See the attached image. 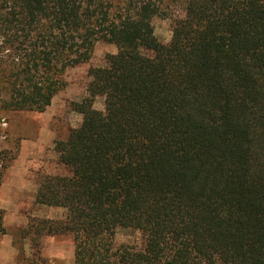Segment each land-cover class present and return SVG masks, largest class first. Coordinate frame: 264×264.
<instances>
[{
    "label": "trees",
    "instance_id": "trees-1",
    "mask_svg": "<svg viewBox=\"0 0 264 264\" xmlns=\"http://www.w3.org/2000/svg\"><path fill=\"white\" fill-rule=\"evenodd\" d=\"M116 2L0 0L2 110L44 111L96 41L117 49L54 142L67 172L38 185L65 216L29 222L15 264H47L54 233L72 235L73 264H264V0H185L167 43L160 0Z\"/></svg>",
    "mask_w": 264,
    "mask_h": 264
},
{
    "label": "rangeland",
    "instance_id": "rangeland-1",
    "mask_svg": "<svg viewBox=\"0 0 264 264\" xmlns=\"http://www.w3.org/2000/svg\"><path fill=\"white\" fill-rule=\"evenodd\" d=\"M117 5L116 1L110 0ZM120 1V0H119ZM185 0H160L161 14L152 20L154 33L163 43L170 40L176 17L183 14ZM116 46L105 41L95 42L90 59L66 69L63 88L53 97L42 112L31 110L0 109V206L4 210L0 232V263L15 264L19 251L31 253L26 230L33 219L60 220L65 209L35 202L39 182L45 174H63L67 169L59 163L54 142L65 139L69 131L78 126L82 115L72 108V103L86 95L90 66H102L106 55L116 52ZM94 107L103 109L102 97H97ZM136 234L119 230L116 243L131 242ZM41 255L47 264H73L74 244L69 233L47 234L41 238Z\"/></svg>",
    "mask_w": 264,
    "mask_h": 264
}]
</instances>
